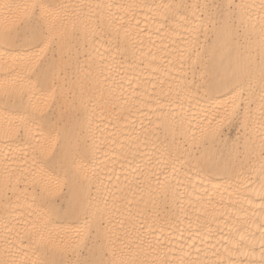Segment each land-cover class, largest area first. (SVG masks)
Masks as SVG:
<instances>
[{
  "label": "bare ground",
  "instance_id": "1",
  "mask_svg": "<svg viewBox=\"0 0 264 264\" xmlns=\"http://www.w3.org/2000/svg\"><path fill=\"white\" fill-rule=\"evenodd\" d=\"M261 3L0 0V261L262 264Z\"/></svg>",
  "mask_w": 264,
  "mask_h": 264
},
{
  "label": "snow or ice",
  "instance_id": "2",
  "mask_svg": "<svg viewBox=\"0 0 264 264\" xmlns=\"http://www.w3.org/2000/svg\"><path fill=\"white\" fill-rule=\"evenodd\" d=\"M31 7L33 9L40 10V19L43 20L46 17H50L54 14V10L56 6L47 3H41V4H34ZM162 7L168 9L169 11H172L182 6L166 4V5H162ZM261 8L264 9V0H262ZM262 47H264V41H262ZM261 75H262V79H264V63H262L261 66ZM233 90L235 91V89ZM242 104L243 101L239 95L234 97L231 111L228 112L227 109L225 110L226 111L225 119L229 121L237 119L239 117L238 109ZM262 121H264V115H262ZM262 157H264V150H262ZM260 181L262 188H264V164H262L261 167ZM243 239L244 237L241 236V240ZM89 240H90L89 230L88 227L85 226L82 229H79L74 237L69 236L64 240H61L60 243L56 245V247L63 255L76 256L79 255L88 246ZM236 246L239 247L240 245L237 243ZM0 264H6V262L0 261ZM36 264H65V262L64 261L57 262L51 259H42L36 262ZM76 264H103V262L94 259H83V260H77ZM110 264H146V262H142L140 260H135V259H120V260L112 261L110 262ZM154 264H168V259L167 258L159 259L158 261H155ZM178 264H199V262L181 259L178 261ZM228 264H242V262L229 260ZM262 264H264V262H262Z\"/></svg>",
  "mask_w": 264,
  "mask_h": 264
},
{
  "label": "rangeland",
  "instance_id": "3",
  "mask_svg": "<svg viewBox=\"0 0 264 264\" xmlns=\"http://www.w3.org/2000/svg\"><path fill=\"white\" fill-rule=\"evenodd\" d=\"M262 100L264 101V96L262 97ZM237 129H238L237 121H229L226 123V125L224 127V132H225L227 137H229L230 139H234V138H236V137L238 138V136H240V134H237V133H239L240 130H237ZM240 139H238L239 140L238 143H240Z\"/></svg>",
  "mask_w": 264,
  "mask_h": 264
}]
</instances>
